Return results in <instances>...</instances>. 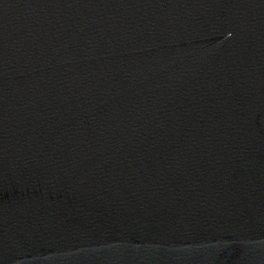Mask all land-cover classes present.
<instances>
[{"label": "water", "instance_id": "95a60500", "mask_svg": "<svg viewBox=\"0 0 264 264\" xmlns=\"http://www.w3.org/2000/svg\"><path fill=\"white\" fill-rule=\"evenodd\" d=\"M0 264H264V0H0Z\"/></svg>", "mask_w": 264, "mask_h": 264}]
</instances>
